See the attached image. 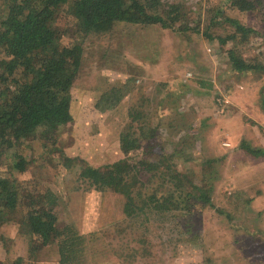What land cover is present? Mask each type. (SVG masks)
<instances>
[{
    "label": "rangeland",
    "instance_id": "1",
    "mask_svg": "<svg viewBox=\"0 0 264 264\" xmlns=\"http://www.w3.org/2000/svg\"><path fill=\"white\" fill-rule=\"evenodd\" d=\"M164 1L181 3L187 12L179 29L126 23L87 37L80 33L75 8L61 11L57 23L62 42H84L72 87L73 118L58 132V142L73 163L67 167L51 143L44 146L37 139L19 144L29 159L38 158L27 170L13 174L24 185L38 181L40 187L51 186L59 194L62 220L73 221L87 236L79 264H264V155L254 156L242 146L243 139L264 146V35L253 32L240 42L211 40L203 31L215 36L234 31L225 14V20L218 16L211 20L219 0ZM228 15L247 25L262 22L250 12L229 10ZM229 48L261 62L263 68L237 69L230 62ZM127 77L134 78L133 90L116 107L100 111L93 106L96 91ZM131 112L145 115L133 120L134 128L142 124L160 128L156 138L140 133L143 147L124 152L120 132L132 121ZM182 136L188 137L184 146ZM173 144L184 148L178 168L193 167L191 180L210 187L205 191L212 190L211 202L197 198L198 187L175 168L159 165L158 175L147 180L150 172L131 164L143 157L161 161L163 147L171 150ZM87 165L127 176L135 193L157 187L146 196L149 205H169L173 219H186L188 225L180 227H189L190 233L169 235V227L160 226L158 218L163 216L158 213L145 233L151 243L143 241V215L127 217L123 194L89 185L80 174ZM239 190L242 197L251 198L234 207ZM171 192L173 204L165 199ZM178 199L185 208L174 205ZM185 210L191 212L183 214ZM0 234V260L22 255L25 264H58L57 244L33 253L29 235L20 232L17 222L4 225Z\"/></svg>",
    "mask_w": 264,
    "mask_h": 264
},
{
    "label": "trees",
    "instance_id": "2",
    "mask_svg": "<svg viewBox=\"0 0 264 264\" xmlns=\"http://www.w3.org/2000/svg\"><path fill=\"white\" fill-rule=\"evenodd\" d=\"M217 7L216 11H211V20L216 16L221 20L226 18L231 21L234 31L224 36L203 31L207 38L227 43L230 38L237 42L246 40L253 32L264 35V0H219ZM65 8H75L80 33L87 37L104 35L126 23L179 29L180 24L187 21L188 15L181 3L168 4L164 0H0V232L10 221L17 222L20 232L29 235L33 253L56 243L58 264H79L88 246L87 236L78 230L73 221H67L66 218L62 220L58 206L59 194L51 186L40 187L36 184L38 181L32 185H24L13 174V170H27L29 164L38 158L29 159L28 153L20 152L19 144H32L37 139H41L44 146L51 143L53 151L60 153L59 158L67 167L73 163V157L58 142V132L61 126L73 118L72 87L82 63L84 42H62V29L57 19ZM229 10L253 13L262 22L258 26L247 25L238 17H230ZM222 14H225V18ZM195 30L201 31L198 25ZM228 56L232 66L237 69L263 68L261 62L248 60L233 48H229ZM133 80V77H127L122 81L108 82L96 91L93 106L100 111L116 107L133 90ZM131 116L132 121L120 132V144L124 152L143 147L140 133L156 138V132L160 128V124L152 127L142 124L139 128H134L133 120H139L145 115L131 112ZM187 138L182 136L181 140L185 139L184 142L179 139L182 146L187 144ZM242 144L248 153L254 156L264 155V146L247 139H243ZM173 146L171 150L163 147L159 151L161 161L143 157L132 160L131 164H138L144 167L142 170L150 172L151 174L147 173V180L158 175L159 165L175 168L191 180V175H194L189 170L193 167L189 166L188 170L185 164L184 169L178 168L183 159L180 153L184 148L178 144ZM80 174L91 186L123 194L127 217L143 215L140 221L143 241L151 243L145 233L150 231V220L157 217L158 213L163 216L157 217L160 226L164 229L169 227V235L185 237V233H190L189 227L181 228L188 225L184 223L186 219H173L175 214L172 211L170 213L172 209L169 205L155 208L149 205L146 196L156 191L157 187L147 193L140 190L135 193L133 183L127 176L110 175L99 166L87 165ZM192 183L200 192L194 195L205 202H211L212 190L205 191L210 187L204 184L199 187L195 181ZM242 192L239 190L235 193L237 202H234V207L250 200L249 196L242 197ZM174 197L175 193L171 192L165 199L173 204ZM176 202L174 205L181 207V200ZM183 208L185 207H181ZM190 212L191 210H185L183 214L188 215ZM205 259L214 260L212 256H206ZM215 263L214 261L213 264ZM0 264L25 262L24 257L18 255L0 260Z\"/></svg>",
    "mask_w": 264,
    "mask_h": 264
},
{
    "label": "built area",
    "instance_id": "3",
    "mask_svg": "<svg viewBox=\"0 0 264 264\" xmlns=\"http://www.w3.org/2000/svg\"><path fill=\"white\" fill-rule=\"evenodd\" d=\"M221 109H223V110H224V108H221Z\"/></svg>",
    "mask_w": 264,
    "mask_h": 264
}]
</instances>
